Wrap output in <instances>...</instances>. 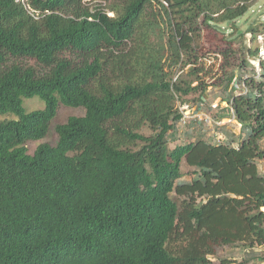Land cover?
Masks as SVG:
<instances>
[{"label":"trees","instance_id":"obj_1","mask_svg":"<svg viewBox=\"0 0 264 264\" xmlns=\"http://www.w3.org/2000/svg\"><path fill=\"white\" fill-rule=\"evenodd\" d=\"M103 1L0 0V264H212L239 243L264 261V56L233 37L252 0ZM209 86L240 139L171 146ZM61 105L85 113L29 153Z\"/></svg>","mask_w":264,"mask_h":264},{"label":"rangeland","instance_id":"obj_2","mask_svg":"<svg viewBox=\"0 0 264 264\" xmlns=\"http://www.w3.org/2000/svg\"><path fill=\"white\" fill-rule=\"evenodd\" d=\"M88 1H90L91 6H99L100 4L105 5L103 0ZM250 4L248 12L240 17L239 20L235 21L238 26V31H235L233 37H236L238 46H241L245 53L249 47H259V54L264 56V0H252ZM112 14L113 13L110 12V15ZM230 24L231 23H227L225 26H230ZM251 27L256 28L257 31H250ZM246 57L249 58L248 53H246ZM250 61L258 68L259 63L255 58H250ZM200 62L208 72L205 79L209 83L213 82V76L221 73L220 64L222 58L217 54L207 53L206 56L200 59ZM187 71L188 67L181 70L180 73L184 72L185 78L190 79V77L186 76ZM175 78H177V76H175ZM242 88L243 85H238L235 87V92H240ZM218 89L217 87L209 86L208 91L205 92V98H203L204 102L201 105H198V101L192 98L188 103H182V105L178 102L179 108L183 105H187L188 108L184 109V116L180 121L178 130L179 135L176 136L177 138L175 136L170 138L171 146L185 142L187 134H197L200 132L203 133L206 138L214 142L219 141L218 138H220V141H224L227 139L230 132L236 134V141L240 139V125L235 119L231 117H225L222 120L218 119L221 109L227 106L226 102H222L220 98L214 97ZM44 105V101L38 96L26 98L23 102V106L27 111L44 108ZM84 113L85 110L83 108L61 105L47 137L39 141H29L27 143L29 153H33L41 143L47 142L55 145L58 141V135L55 130L56 125L66 122L71 116L83 115ZM5 117L12 118L13 116H3L2 118ZM140 132L148 135L152 133V130L147 125L144 126ZM235 145H237V142H235ZM259 168L260 171L264 173V160L259 161ZM192 170L193 168H190L186 162L183 163L182 172L184 177L191 178ZM260 250L263 251L262 255H264V247L260 248ZM245 251L244 245L240 243L232 246L224 245L218 247L217 254L215 256H210V259L212 260V264H220L221 259H232L234 261L232 264H264L263 260L243 262L245 259Z\"/></svg>","mask_w":264,"mask_h":264},{"label":"built area","instance_id":"obj_3","mask_svg":"<svg viewBox=\"0 0 264 264\" xmlns=\"http://www.w3.org/2000/svg\"><path fill=\"white\" fill-rule=\"evenodd\" d=\"M17 2H19V3H22L25 7H27V8H29L30 6H29V3H28V0H16ZM186 108H188V106L187 105H183V106H181V112H182V114H183V116H184V109H186ZM231 114H232V116H231V118H233V119H235V116H234V114H233V109L231 110ZM182 119H183V117H182ZM218 140L220 141V138H218Z\"/></svg>","mask_w":264,"mask_h":264}]
</instances>
